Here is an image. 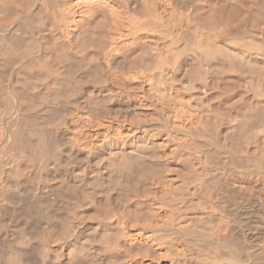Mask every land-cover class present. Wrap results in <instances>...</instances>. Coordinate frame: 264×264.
I'll use <instances>...</instances> for the list:
<instances>
[{"label":"bare ground","instance_id":"bare-ground-1","mask_svg":"<svg viewBox=\"0 0 264 264\" xmlns=\"http://www.w3.org/2000/svg\"><path fill=\"white\" fill-rule=\"evenodd\" d=\"M116 248L264 264V0H0V264Z\"/></svg>","mask_w":264,"mask_h":264},{"label":"rangeland","instance_id":"rangeland-1","mask_svg":"<svg viewBox=\"0 0 264 264\" xmlns=\"http://www.w3.org/2000/svg\"><path fill=\"white\" fill-rule=\"evenodd\" d=\"M32 102H34V99L32 100ZM238 170H239V169H238ZM224 171H225V170H224ZM226 171H227V170H226ZM226 171H225L224 173L229 172V171H227V172H226ZM240 171H241V170H240ZM240 171H237V170H236V171H234V172H235L236 174H237V173L240 174V173H241ZM228 175H229V173H227V176H228ZM241 175H242V174H241ZM241 175H238V176L240 177ZM255 176L257 177L256 174H255ZM255 176H253L254 178L252 177L251 179H255ZM257 178H258V177H257ZM257 178H256V179H257ZM251 179H250L251 183H253L254 181H255L254 183H255L256 185L259 183V181H257L258 179H257V180L255 179V180H253V181H252ZM233 181H234V180H233ZM233 181H232V179H231V181H229V184H230V182H231V185H232V184H233ZM256 181H257V182H256ZM254 183H253V184H254ZM229 184H228V185H229ZM253 184H252V185H253ZM255 184L253 185V187L250 186V187L252 188V190H255V189H256V187H255L256 185H255ZM110 186H111V185H110ZM243 187H244V188L246 187V188H248V189H243V188H242V191L247 192V191L249 190V193H250V190H251V189H250L248 186H245V185H244ZM253 188H254V189H253ZM111 189H112V188H111ZM228 189H230V188H228ZM116 190H117V189H116ZM232 190H233V189H232ZM246 190H247V191H246ZM252 190H251V193H250V194H256L255 191H257V189H256L255 191H252ZM117 191H119V190H117ZM234 191L236 192V190H233V192H234ZM121 192H122V191L120 190V193L116 192V194L120 195V198H121L123 201H124V200H127V196L125 195V193H123V192L121 193ZM138 192H139V194H140V189H139ZM228 192H229L228 194H229L230 196H227L228 194L226 193V196H227V197H232V195H234V194H235V196H236L237 194H239V193H237V192H236V193H233L232 191H231V192H232L233 194H231L229 190H228ZM252 192H254V193H252ZM116 194H115V195H116ZM122 194H123V197H122ZM115 195H114V196H115ZM118 195H116L115 197H117ZM124 195H125V197H124ZM117 198H119V196H118ZM123 198H124V199H123ZM134 211H135V209H134ZM96 213L98 214V212H91V213H88L87 216H86V218H87V219H92V218L95 217L94 219H98V218H96V216H97ZM108 215H109V214H107V216H108ZM110 215H111V213H110ZM110 215H109V217H110ZM99 216H100V215H99ZM99 216H97V217H99ZM107 218H108V217H107ZM110 229L112 230L113 228H110ZM113 231L116 232V231H115V228L113 229ZM106 232L108 233L107 230H106ZM110 232H111V231H110ZM110 232H109V233H110ZM114 232H112V233H110V234H112V235H114V236H118V235H119V234L117 235L118 232H116V233H114ZM114 236H111V237H114ZM121 236H122V234H121L119 237H121ZM117 249H118V251H119L118 253L123 252V250H122V249L120 250L119 248H116V249L114 250V254H113L114 256H113V259L115 260L116 258H118V259H116V260H118V261H113V259H112V262H113L112 264H116V263L118 264V263H119V259H120L119 257H120V254H119L118 257H116L117 252H115V251H117ZM120 251H121V252H120ZM130 252H133V251H130ZM130 252H129V254H127L126 252H123V255L127 254V255H125V256H126L127 259H128V258L130 257V255H131V257H132V255H133V256H134V255L136 256V254L138 253V252L135 251V250H134V252H137L136 254H135L134 252H133V254L130 253ZM123 255H122V253H121V260H122V258H124V260H122V262L125 261V259H126V257H125V256L123 257ZM128 255H129V257H128ZM127 259H126V260H127ZM121 260H120V263H122ZM120 263H119V264H120Z\"/></svg>","mask_w":264,"mask_h":264}]
</instances>
